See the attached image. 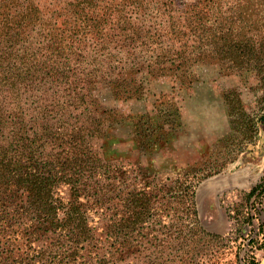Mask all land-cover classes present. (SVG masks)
Returning a JSON list of instances; mask_svg holds the SVG:
<instances>
[{
    "label": "trees",
    "instance_id": "obj_1",
    "mask_svg": "<svg viewBox=\"0 0 264 264\" xmlns=\"http://www.w3.org/2000/svg\"><path fill=\"white\" fill-rule=\"evenodd\" d=\"M257 37L264 0H0V264H194L196 239L234 242L197 226L200 168L163 181L143 165L169 146L173 101L126 106L155 82L189 89L196 65L261 83ZM235 96L223 95L230 130L251 143ZM261 197L264 177L251 209ZM259 203L261 219L235 218L245 264L264 248Z\"/></svg>",
    "mask_w": 264,
    "mask_h": 264
},
{
    "label": "rangeland",
    "instance_id": "obj_2",
    "mask_svg": "<svg viewBox=\"0 0 264 264\" xmlns=\"http://www.w3.org/2000/svg\"><path fill=\"white\" fill-rule=\"evenodd\" d=\"M254 45V52H263L264 56V40L257 37ZM262 63L264 65V60ZM192 71L195 76L189 89L180 90L171 82H155L143 100L128 103L126 107L131 112L145 113L155 100H160L159 96L173 101L175 111L169 146L160 147L149 164L143 159V165L149 166L152 177L163 181L174 180L188 164L200 168L203 178L195 180L198 182L193 198L197 226L205 233L223 237L232 231L229 237L235 241L196 239L199 255L194 264H245L243 260L237 261L235 255L239 254V259L246 258L243 256L249 247L239 236H245L249 229L237 228L234 224L235 218L241 220L249 210L253 213L256 209L260 213L258 219L263 216L259 202L263 205L264 197L256 200L257 204L251 209L252 201L246 196L264 177V121H260L264 115V81L229 75L215 64L196 65ZM228 93L238 96L244 116L254 120L256 131L251 143H243L249 137L244 131L230 130L229 110L223 97ZM97 95L103 104L115 106L106 90L97 91ZM260 96H263L261 105ZM208 173L210 175L204 177ZM255 262L264 264V248L255 251Z\"/></svg>",
    "mask_w": 264,
    "mask_h": 264
}]
</instances>
